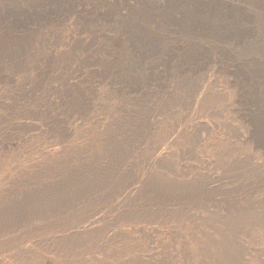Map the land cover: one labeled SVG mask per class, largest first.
<instances>
[{
	"label": "rangeland",
	"instance_id": "rangeland-1",
	"mask_svg": "<svg viewBox=\"0 0 264 264\" xmlns=\"http://www.w3.org/2000/svg\"><path fill=\"white\" fill-rule=\"evenodd\" d=\"M73 16L0 53V264H264V149L230 73L119 88L112 36Z\"/></svg>",
	"mask_w": 264,
	"mask_h": 264
},
{
	"label": "bare ground",
	"instance_id": "bare-ground-1",
	"mask_svg": "<svg viewBox=\"0 0 264 264\" xmlns=\"http://www.w3.org/2000/svg\"><path fill=\"white\" fill-rule=\"evenodd\" d=\"M70 13L82 28L112 36L110 69L119 88L145 93L213 64L227 70L264 149V0H0V40H15L0 53Z\"/></svg>",
	"mask_w": 264,
	"mask_h": 264
}]
</instances>
